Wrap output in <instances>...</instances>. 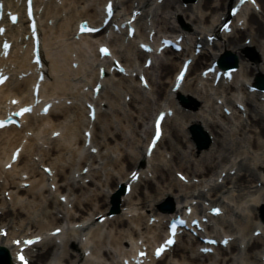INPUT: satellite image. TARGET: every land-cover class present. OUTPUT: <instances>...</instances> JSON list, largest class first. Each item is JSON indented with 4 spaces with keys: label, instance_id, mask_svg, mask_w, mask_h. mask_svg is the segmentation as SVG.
Returning a JSON list of instances; mask_svg holds the SVG:
<instances>
[{
    "label": "bare ground",
    "instance_id": "6f19581e",
    "mask_svg": "<svg viewBox=\"0 0 264 264\" xmlns=\"http://www.w3.org/2000/svg\"><path fill=\"white\" fill-rule=\"evenodd\" d=\"M60 1L61 4L57 6V9L53 4L55 0L46 2L40 12L39 7L44 1L34 0L35 19L37 21L36 31L39 35V56L42 67L41 70H38L35 65L30 63L32 58L31 42L29 39L26 40L24 38L28 34L27 22L23 16L24 0H0L4 4L5 11H17L21 15L18 23L14 26L7 25L6 32L0 37V41L6 39L12 43L7 58H0V67H3L4 74L9 75L5 84L0 87V114L9 108L10 99L17 100L19 104H26L32 101L31 88L35 84L36 77L40 71L44 72V78L40 83L37 99L51 103V107L46 115L40 113L41 105L39 107L40 110L39 108L38 110L35 108L34 112L23 116L21 119L23 127L21 129L10 127L0 131V178L3 176L5 180L0 185V231L4 227H7V230H9L8 228L13 229L15 225L18 229L22 228L23 230L25 226H29V229H33L29 235L34 234L37 230L36 235H39L40 238L43 237V240L39 244L34 245L27 254L31 264H45L49 257L56 251L57 247L55 242L56 237L46 234L45 230L51 232L56 228H60L61 219L57 218L55 213H53L54 208L61 206L58 201V196L68 192L75 197L73 208L78 215L72 214L68 216L69 221L73 224L83 220L84 215L96 216L100 214L104 216V213L108 210L107 196L109 194L105 195L102 192V188H110V192H112L118 185V181H121L122 184L124 182L126 183L133 175L139 173L137 181H131V190L127 196L122 197L121 203L122 205L126 203L136 205L141 212L137 213L136 218L131 215L128 217V220L115 218L107 222L108 226L114 232V236L110 240L111 245H125L124 238L133 242V245L132 243L130 244V251L124 254L123 258L128 253L134 255L138 250L147 251L148 249H152L161 241L162 233L165 230V226L163 225L164 219L166 220L170 215L179 211L176 208L170 214L160 213L158 211V205L162 201L167 200L171 203L173 201V203H177L178 205L181 204L182 208L186 204H190L191 201H196L198 202L197 208L199 211L201 210L200 206L205 201L211 206L214 205L224 208L222 206L223 194L233 190L235 193L233 195V201L237 200L235 201L236 207L240 205L241 200L245 196H248V194H256L251 200L244 201V203H247L245 208L251 211V214L249 217L247 216L249 220L244 227V232L240 236H242V240L244 238L247 240H245V244L242 247L243 241L238 243L236 242L238 238L232 239V233L235 232V226L232 224L233 221H223L224 219L221 217H210L211 221H218V223L220 222L222 224L224 236L229 237V244L226 248L218 246L214 249L221 254L220 259L215 264H238L234 256L231 254L226 256L227 250L229 252L243 251L241 255L243 254L242 256H244L243 260L246 261L245 264H264L260 254L262 251V239L264 237V224L258 216V212L264 206V188H258L256 185L258 178L264 180V176L258 174V171H262L264 168V110L249 100L247 88L252 85L249 80L243 81L240 85L243 99L239 100V104L236 106L231 98L233 97L232 92L235 90L233 80L236 79V74L232 76V84H227L228 81H220L222 82L220 83L221 85H226L223 90L224 105L220 107V110L231 107L235 109L240 119L244 113L236 109L240 105L245 107L244 114L246 115L245 121L242 120L243 124H238L236 132L234 131L238 137L234 138L233 141L231 140L230 143L226 142L222 132L224 128L212 116V113H214L213 105L210 104V107L213 109H208L209 106L206 105L210 100L208 91L205 86L203 90L198 87L197 82L200 79L198 74H196L197 71H200L201 67L216 60L221 51L227 50L238 58L242 57V60L243 57L247 59L244 58V62L240 63V76L244 79L252 77L253 75H261L264 77V60L261 67L254 66L248 62L249 60L256 59V55L249 53L250 47L261 50L262 55H264V0H255V3L260 9L258 13L248 9L249 7L245 5L241 10V12L245 10L244 24L238 26L237 21L240 20L239 17L241 16L238 13L235 18H232L230 25L231 33L227 36L221 32L223 25L221 18L228 17V12H225V8L233 4L235 0H197L195 9L191 13H184L183 10L180 12L181 16H186L190 25H187L188 27L186 29L168 24V19L179 8L175 6L178 1L174 3L171 0H162L159 4H156L155 7L157 10L164 11V9L168 8L171 9V12L168 13V18L166 14L161 17L159 31L155 33L158 35L181 36L183 50L179 53L172 51L163 53L165 60L156 64L158 70L156 81H152L149 72L154 68L157 57H152L150 68L143 70L146 83L149 87H154L152 93L153 98L151 99L147 95H141L145 90L139 85L138 74H136V83L132 87L127 84L131 81V77H123V75H118L117 73H113V76L119 77L118 82L110 84L109 82L101 81L102 86L99 89L98 97L100 98L103 92L107 99L106 106L109 109V113L106 110L100 111V105L102 103L100 99H97L96 102L93 99L92 89L98 82L99 67L98 65L92 67L90 64L84 67L87 52L82 47H79L77 51L80 57L78 61L80 66L75 70L72 68L65 69V77L61 79L56 77V72L63 71L64 65L58 64V55H54L49 51L52 45L51 35L53 33L50 27L44 23V21L51 17V11H55V14L58 15L60 12H63L65 18L63 20L61 18L58 19L54 34L56 33L60 36H68L71 34L72 39H74L79 21L86 20L92 25L101 23L102 11L98 9V6H103L107 0H89L91 4L88 0ZM112 1L116 8L121 6L124 9L125 19L129 18L134 11H139L142 14L137 18V32L136 36L129 41L130 46L125 48L121 47L118 43V41L124 39L125 34L120 37L114 35L112 40H107V43L112 49V53L117 57L118 61L127 70L130 69L131 72H135L136 68L133 69L134 64L130 58V52L133 51L135 59L139 61V68H142L143 60L149 54H144L137 49L135 38H146L151 32V28L153 27L149 28L147 32H144L142 20L148 16L152 20L155 11L151 13L149 8L144 9L148 5H151V0H120L119 3H116V0ZM154 1L155 3L157 2V0H153V3ZM81 4L85 5L81 7V10H78ZM117 17L118 14L114 16V18ZM114 23L118 24L119 22ZM208 35H214L215 40H218V42L212 41L211 46H209L206 38ZM88 39H96V46L97 42L104 40L103 33L80 37V40ZM246 39L250 40L248 45L244 43ZM198 44L200 45V53L193 56L192 63L188 68L182 85L176 93H173L171 88L174 73L178 69L182 59L192 55L195 46ZM168 53L170 54L169 57L166 56ZM94 55L95 60L98 61L97 55ZM61 58L64 62H68V64L75 62V60L66 55H62ZM111 65L112 63L108 62L106 71H108ZM85 68H92L94 76L91 77L89 75L90 73L84 75ZM69 72L79 75L78 78H71ZM24 73L25 78H22V74ZM17 74H19L18 77ZM205 80L206 86L215 88L212 84V79ZM88 84L90 91L82 94V91ZM67 89L70 93L66 92ZM216 89L218 87L214 90ZM187 93L194 95L197 102L199 104L201 103V106L199 105L198 107L199 110L195 114L184 108H181L179 112V109L175 106V101L172 99V96L186 95ZM53 95L67 96L65 100L71 101L69 104H66L65 101L55 103L52 97ZM125 96L128 97L127 102H124ZM254 96L255 98L264 100L262 93H255ZM161 100L162 102L164 101V104L160 103ZM86 103H90L95 107L96 115L93 122L87 119L88 110L85 105ZM121 105H125L126 110ZM166 110H172L174 113H178L177 117H180V119L174 116L167 117L163 121L161 138L150 157L152 158L153 154L160 147L167 150V156L163 158L164 162L150 166L156 181L154 183L149 178H146V172L142 169L145 154L139 155L133 151L137 147H134L131 140L138 141L141 140L142 135H146L145 145H148L151 132V130L148 131L146 128L148 120H151L157 112ZM66 116L72 118L70 123L64 126V132H61L58 138H47L49 147L46 150L39 149L32 137L27 138L25 133L31 131L34 134L35 130L39 129L41 123L46 119L56 123H53L50 130L43 129L42 132L48 133L49 131L50 134L57 132V126L61 124L59 119L65 118ZM220 116L225 119L222 112ZM179 120L184 121V123H181ZM191 125L201 127L203 131L212 136L211 147L207 152L196 151L194 149L193 144L187 136L188 132L186 131L187 126ZM88 127L91 128V140L95 142L94 147L98 148L97 154H93L87 149L84 156L81 157L79 156V152H81L85 138L80 133L82 134L88 131ZM166 132L168 138L164 140V134ZM227 133L231 134V132ZM71 136H73V140L69 139ZM23 139L27 140L25 144L22 143ZM243 143L244 148L239 151ZM125 146H128V151L124 149ZM18 148H20L18 161L12 164L10 170H4L3 166L8 162L11 152ZM37 151L41 155V167H48L51 170H55L51 183L56 184L57 193L51 195L50 198L44 197V194L49 191L48 188L42 186V183L46 179L44 172L42 170L40 172L37 171L34 168L33 162L30 160L32 156L36 155ZM112 154L114 157L111 158L110 155ZM231 157H234V160L225 169L224 164L229 163ZM103 159H105V162L100 164L98 170L91 168L99 160ZM73 167H76V170L79 171L76 177L72 174ZM84 168L88 170L82 174L80 171ZM218 168L220 170L216 174ZM172 169H174V174L184 175L188 181L196 180L198 183H192L189 186L183 185L182 182L172 178ZM224 171V177L220 179V174ZM130 173L133 174L131 175ZM129 174L130 179H128ZM215 175H217L216 178L211 179ZM102 177L104 178L103 183L101 182ZM86 179H88V182L85 185L84 180ZM25 182L31 184L29 189H25L22 186ZM88 184H92L95 188L93 190L89 189ZM228 185L231 186L229 187ZM88 190L91 192L90 195L87 194ZM6 191L8 192L9 202L5 200L4 196L2 197V194ZM244 191L245 193L243 194ZM134 197L135 200H133ZM227 212H230L228 208ZM237 215L238 217L242 216L239 213ZM152 217L154 221L152 224H149V219ZM132 222L135 223L134 227L130 226ZM234 222L239 224L238 220H234ZM123 227H126V229H122ZM257 230L260 231V234L254 237L253 233ZM121 231L125 232V234L122 235L120 233ZM206 231L210 232V226L206 227ZM73 232L72 238L67 237L66 242L69 243L68 247L75 248V238L80 233V230ZM60 235H62V232ZM24 236H27V234L21 235L20 233L16 234L12 231L8 232L5 236L0 234V246L8 251L11 264H14L13 256L15 250L12 246V241ZM93 236L96 235L93 234ZM142 236L145 240L138 245L137 241ZM95 242L97 246L104 243L103 240L100 241L98 239ZM176 243L172 250L165 253L159 260H154L148 254L146 257L149 259L146 261L149 262L147 263L206 264V260L211 259L210 255H203L197 251L196 247L199 242L196 238L180 236L177 237ZM33 249H35L36 253H33ZM109 254V251H103L101 256H108ZM170 254L174 258V263L173 261L165 262ZM237 255L235 254V256ZM73 259H77V262H80L82 261V255L77 253L73 254L67 249H64L59 256L60 264H73L75 263ZM84 264L99 263L85 260Z\"/></svg>",
    "mask_w": 264,
    "mask_h": 264
},
{
    "label": "rangeland",
    "instance_id": "374dc122",
    "mask_svg": "<svg viewBox=\"0 0 264 264\" xmlns=\"http://www.w3.org/2000/svg\"><path fill=\"white\" fill-rule=\"evenodd\" d=\"M83 5L81 4L79 7H78V10H81ZM182 9H183V11H184V13H191V11L193 10V9H195V4H193L190 8H187V6L185 7V6H182ZM179 11V10H178ZM195 11V10H194ZM180 12V11H179ZM179 12H177L176 13V16H175V18L174 19H171L170 21L172 22V23H174L175 25H177V26H179V27H181V28H185V27H188V26H190L189 25V23H188V21H187V19H186V16H181V15H179ZM160 14H161V10L160 9H158L157 10V14L155 15V17H154V21H155V25L157 26V28L156 29H159V21H160V18H159V16H160ZM58 15L57 16H54V17H52L49 21H50V24H51V27H52V31H55L56 30V25H57V21H58ZM48 22V21H47ZM188 25V26H187ZM191 28V27H190ZM68 38H69V36H68ZM67 37H57L56 39H55V41L53 42V45H52V49H53V52H56V53H62L63 51H66L67 52V49H69V48H73V47H75L76 45L75 44H73V46L71 45V42H70V40L68 39ZM248 42H249V39H246L245 40V43H247L248 44ZM249 53H251V54H254V55H256V59H254V60H249L248 62L250 63V64H252V65H254V66H258V67H261L262 66V62H263V60H264V55H262V51L261 50H259V49H257V48H253V47H250L249 48ZM92 53H93V51H92ZM68 55H69V53H68ZM245 58V57H244ZM246 59V58H245ZM238 60V65H239V62H243L242 61V59L241 58H238L237 59ZM247 60V59H246ZM157 73H158V70H157V67L155 66L154 67V69L150 72V75H151V78H152V81H156V76H157ZM250 78H253V77H250ZM239 80H244V79H241V78H238ZM239 80H237V85L241 82V81H239ZM203 86H204V84H202ZM154 88V87H153ZM216 93H221V89H219V91L217 92H213V91H211V93H210V96H211V99L209 100V102L207 103V106H209V108L208 109H212L211 107H210V104L211 105H213V99L214 98H216L215 97V95H216ZM237 93H238V96L239 97H241L242 96V92L241 91H239V89H238V91H237ZM149 97L150 96H152V94H151V91L149 92V93H146ZM221 95H223L222 93H221ZM182 98L187 102L185 105H184V107L186 108V109H190L191 110V113H197V111L199 110L198 109V107H199V103L197 102V100H196V98L194 97V96H192V95H190V94H188V95H182ZM250 98V100L253 102V103H257V101L255 100V98H253V97H249ZM263 104V108H264V103H262ZM217 106V105H216ZM213 117H214V120L218 123V124H220L221 126H223L224 127V129H223V136L225 137V139H226V142H228V143H230V141L232 140H234V138H236V137H238L237 136V133H234V131H232V130H230L229 128H235L236 126H237V124H238V122L239 121H237L236 120V118H237V115H235V114H232V116H229L228 118H226V119H222V117H220V111L217 109V110H215V112H214V115H213ZM177 119H180V117H177ZM179 121H181V123H184V121H182V120H179ZM60 122H63L62 123V126L63 125H65V124H67L68 122H69V119L68 118H66V119H64V120H62V118H61V120H60ZM43 123H45V125H46V128H49L50 127V125L52 124V122L51 121H49V120H45ZM62 126H60V127H62ZM44 127V126H43ZM226 130V132H224ZM227 132H231V134H228ZM236 132V131H235ZM234 133V134H233ZM39 137H41V138H39L40 140H37L38 141V143H39V146H42V147H44L45 145V143H42V141H43V139L44 138H47L48 137V135L47 134H41V133H39ZM166 138H168V134H167V132L165 133V139ZM142 140H143V135H142V137H141V140H138V141H135L134 139L133 140H131L132 141V143L134 144V147H137V148H135L133 151H135V152H137L139 155L140 154H142ZM243 145H244V143L242 144V148H240L239 149V151L240 150H243ZM46 147V146H45ZM210 148V147H209ZM124 149H126L127 151H128V146H125V148ZM209 150V149H208ZM104 151V150H103ZM130 151V150H129ZM205 152H207V151H205ZM250 152V151H249ZM164 153H167V150L166 149H164V148H162V147H160V149H158V151H157V153L154 155V157H153V160H152V163L153 164H157L161 159H162V155L164 154ZM33 159L34 160H37V156H35V157H33ZM196 159H198L197 157H196ZM230 159H233V157H231ZM34 167H35V165H34ZM125 167V166H124ZM38 169V171H40V169L39 168H37ZM173 172V171H172ZM149 175H151V174H149ZM171 176H172V178H174L175 179V177H173V174L171 173ZM0 182H2V179H0ZM153 182L155 183L156 181L153 179ZM45 184H48V182L47 183H45ZM47 186V185H46ZM229 186V185H228ZM89 187V189H91V190H93L94 189V187H93V185L91 186H88ZM27 188H29V187H27ZM109 189L110 188H103V190H104V192H106V191H109ZM85 191H87V190H85ZM88 194H90L91 192H90V190H88V192H87ZM245 193V191L243 192V194ZM67 194V193H66ZM78 194H79V192H78ZM235 193L234 192H230V193H228L227 195H225V197H227V198H231V197H234L233 195H234ZM6 195V194H5ZM246 195V194H245ZM248 197V196H247ZM70 199H73V197L71 196V197H69ZM250 198V196L248 197V198H246V199H249ZM74 200V199H73ZM73 200L70 202V203H68V202H63V203H61V206L60 207H57V209H59V211L61 212V210H62V213L61 214H63V213H65L67 210H69V212H72V210H70V207L71 206H73ZM133 200H135V197L133 198ZM242 201H244V200H242ZM164 202H167V200H164V201H162L160 204H162V203H164ZM225 202L229 205V206H234V203H233V201L232 200H229V199H225ZM172 204L175 206V203H173V201H172ZM241 205H243V203H241ZM133 206H135V205H133ZM62 208V209H61ZM124 208V209H123ZM140 212V210H137L136 209V211L135 212H132L131 214H134V213H136V212ZM234 211H236V210H234ZM239 211V210H238ZM246 213H248V211H246V210H244ZM126 212H127V209H125V207H122V208H119V212L117 213V214H115L114 216H116L117 218H120V217H124V214H126ZM228 218H229V216H228ZM230 218L232 219V216H230ZM238 220L240 221V224L242 225V226H244V224H245V222H246V217H241L240 216V218H238ZM68 220H65L64 221V226H68ZM77 225V224H76ZM79 225H81V226H83V227H87V229L85 228L84 229V231L83 232H81L82 234H84V236L86 237V238H84L85 240L84 241H82V235L80 236V239L78 240V244H76L77 245V247H76V250L74 249V253H77V254H80L81 252L83 253L84 251V249H81V245H83L84 243H88V246H91L92 245V239H90V235H91V233H92V231L93 230H95L96 229V225L93 223V218L91 217V216H89V215H85V219L83 220V222L82 223H80ZM242 226H241V228H242ZM26 227V226H25ZM17 229V227H15V229H14V231L15 232H20L18 229ZM110 228L107 226V225H105V226H103V227H101V228H99V231H100V235H99V237L100 238H104V244H102L101 245V247L99 248V252H97L96 254L94 253V247L92 248H90V253H91V255H89L87 258H89V259H91V260H94V261H96V262H98L99 264H118V263H116V258H118V256H120L121 254H123L124 253V251L127 249L123 244L122 245H120V244H115L114 246L113 245H111L110 244V240H111V238H112V236H113V231H111V230H109ZM26 229H24V231H25ZM23 233V232H22ZM65 236H67V234L65 235ZM76 239H77V237H76ZM65 240V239H64ZM63 240V241H64ZM126 239H124V241H125ZM65 242V241H64ZM64 242H63V244H64ZM66 245V244H65ZM65 245H62V243H61V245L60 246H62V247H64ZM89 248V247H88ZM78 249V250H77ZM63 250V248L61 249V251ZM69 250L71 251V248H69ZM109 251L110 252V254L108 255V256H103V257H101V253H102V251ZM60 252V251H59ZM86 256H84V258H85ZM56 259V260H55ZM171 259H173V260H171ZM57 260H58V258H57V256L54 258V260L53 261H51V264H58V263H60L59 261L57 262ZM171 261H173V263L175 262L174 261V258H173V256H169L168 258H166V260H165V262L166 263H168V262H171ZM84 263V261H81V262H78V264H83ZM74 264H77V261H76V263H74ZM176 264H178V263H176Z\"/></svg>",
    "mask_w": 264,
    "mask_h": 264
},
{
    "label": "snow or ice",
    "instance_id": "6c2138e0",
    "mask_svg": "<svg viewBox=\"0 0 264 264\" xmlns=\"http://www.w3.org/2000/svg\"><path fill=\"white\" fill-rule=\"evenodd\" d=\"M24 111H30L29 109H25ZM28 243H31L30 241ZM168 243H171V241H168ZM162 251V249H159L157 251V255H159V252ZM23 260V257H20Z\"/></svg>",
    "mask_w": 264,
    "mask_h": 264
}]
</instances>
